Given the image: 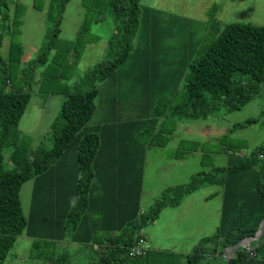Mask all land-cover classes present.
I'll use <instances>...</instances> for the list:
<instances>
[{
    "label": "trees",
    "instance_id": "1",
    "mask_svg": "<svg viewBox=\"0 0 264 264\" xmlns=\"http://www.w3.org/2000/svg\"><path fill=\"white\" fill-rule=\"evenodd\" d=\"M39 1L35 0L34 7L42 11L44 2L40 5ZM69 1L49 0L46 17L55 29L53 37L59 34ZM140 1L110 0L104 5L112 8L117 23L107 41L106 56L112 55L113 61L92 72L86 81L88 89L71 92L67 87L59 92L65 98L51 127V144L34 148L32 140L18 129L31 94L23 91L24 84L10 87L21 73L23 49L14 37L19 33L23 9L16 0H0V264L24 234L33 239L32 250L38 247L34 257L46 264L67 263V248L63 246L70 244L94 250L95 260L87 264H149L154 260L148 251L137 257L129 253L142 227L152 223L162 209L179 203L177 199L171 203L162 199L148 213L139 207L145 146L157 145L152 140L164 129L155 122L145 128L140 121L87 126L96 110L97 83L113 75L132 52L129 43L123 45L122 53L116 52L115 43H126L135 35ZM104 6L100 12L105 17ZM6 38L9 48L4 58L1 46ZM50 47L47 43L41 56L30 62L35 73L47 62ZM197 53L200 58L184 69L188 99L174 107L176 114L183 108L178 117L206 120L222 109L240 111L264 92V25L230 24ZM59 55L56 50L54 61ZM69 55L73 62L80 58L73 50ZM45 71H38V80ZM259 120L236 123L223 136L226 167H215L211 179L205 175L184 189L177 188L179 194L192 193L207 184L222 188L220 227L192 253L179 254L182 258L186 255L187 264H264V142L250 148L246 141L232 136ZM30 181L31 200L25 213L20 192Z\"/></svg>",
    "mask_w": 264,
    "mask_h": 264
},
{
    "label": "rangeland",
    "instance_id": "2",
    "mask_svg": "<svg viewBox=\"0 0 264 264\" xmlns=\"http://www.w3.org/2000/svg\"><path fill=\"white\" fill-rule=\"evenodd\" d=\"M109 1L70 0L61 16L59 34L53 37L55 29L46 17L49 0H43L42 11L35 9V0H16L23 13L19 33L14 38L22 46L23 56L19 78L13 79L10 87L24 84L23 91L31 94L18 129L32 140L34 148H47L51 144V127L65 98L59 92L67 87L71 92L88 89L86 81L92 72L113 61L112 55L106 56L107 41L117 30L112 8L104 6ZM103 6L107 8L105 17L100 12ZM140 10L135 35L126 43L121 40L115 43L116 52L131 44L129 59L113 75L97 83L96 110L87 126L140 121L145 128L155 122L164 129L163 134L152 140L157 145L145 146L139 207L148 213L162 199L170 203L179 200L180 204L177 207L168 204L160 211L156 225L150 223L153 232L163 238L165 249L152 251L154 243L148 242L149 223L142 227L141 233L147 237L148 252L154 254L149 264H187L186 255L215 235L220 227L222 188L219 184L201 185L188 194H179L177 188L184 189L195 178L205 175L211 179L215 167L227 166L222 148L227 142L223 136L234 124L260 118L258 123L238 129L232 136L246 141L250 148L264 142V115L261 116L264 92L240 111L229 113L222 109L215 117L188 121L178 117L183 108L178 114L174 109L188 99L184 69L190 61L200 58L197 52L205 49L226 26L264 25V0H141ZM47 43L51 45L50 56L36 74L30 62L41 56ZM8 48L6 38L1 46L4 58ZM56 50L60 51L58 61H54ZM69 50L79 52L80 58L73 62ZM38 71H45L39 80ZM32 185V181L25 183L20 192L25 213L29 210ZM32 243L33 239L25 234L18 237L4 264H46L34 257L39 251L38 247L32 250ZM63 247L68 255L65 264L95 260L91 248L88 251L76 244ZM40 250L44 252V248ZM181 253L186 255L182 258Z\"/></svg>",
    "mask_w": 264,
    "mask_h": 264
},
{
    "label": "crops",
    "instance_id": "3",
    "mask_svg": "<svg viewBox=\"0 0 264 264\" xmlns=\"http://www.w3.org/2000/svg\"><path fill=\"white\" fill-rule=\"evenodd\" d=\"M179 204L180 203H178V204H176V207L177 206H179ZM221 208H222V205H221V207H220V211H221ZM165 209V208H164ZM159 215V214H158ZM158 219H159V217L157 216L156 217V219L152 222V225L153 224H155V221H158ZM220 219H221V216H220ZM156 225V224H155ZM153 227L154 226H151V224H150V228H149V231H150V233H148V235H149V239H148V242L149 243H151L150 241H153V243H154V245H153V249H152V251H160V250H163V249H165V246H164V243H163V238H160V236H158V234H157V232L155 231V232H153ZM170 244H175V243H170ZM179 243L178 242H176V245H178ZM151 249V248H150ZM182 250H184V248H181ZM181 252V251H180ZM155 254H157V253H155ZM184 254V253H183Z\"/></svg>",
    "mask_w": 264,
    "mask_h": 264
},
{
    "label": "built area",
    "instance_id": "4",
    "mask_svg": "<svg viewBox=\"0 0 264 264\" xmlns=\"http://www.w3.org/2000/svg\"><path fill=\"white\" fill-rule=\"evenodd\" d=\"M139 236L140 238L136 244L130 249V256L137 257L140 255H145L148 251L147 239L142 234Z\"/></svg>",
    "mask_w": 264,
    "mask_h": 264
},
{
    "label": "water",
    "instance_id": "5",
    "mask_svg": "<svg viewBox=\"0 0 264 264\" xmlns=\"http://www.w3.org/2000/svg\"><path fill=\"white\" fill-rule=\"evenodd\" d=\"M240 245V244H239ZM228 262H229V260H228Z\"/></svg>",
    "mask_w": 264,
    "mask_h": 264
}]
</instances>
